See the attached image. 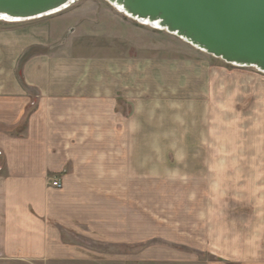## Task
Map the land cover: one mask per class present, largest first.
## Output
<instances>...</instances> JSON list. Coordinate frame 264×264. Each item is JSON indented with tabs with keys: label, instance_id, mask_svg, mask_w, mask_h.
I'll use <instances>...</instances> for the list:
<instances>
[{
	"label": "rangeland",
	"instance_id": "1",
	"mask_svg": "<svg viewBox=\"0 0 264 264\" xmlns=\"http://www.w3.org/2000/svg\"><path fill=\"white\" fill-rule=\"evenodd\" d=\"M46 19L0 20L2 31L39 27L26 30L23 56L17 60L20 50L13 54L14 81H23L21 67L28 60L64 46L32 42L44 38L47 44ZM103 24L106 44L70 34V51H60L85 61L99 54L110 59L104 79L124 84L118 112L124 111L125 129L130 118L135 121V136L118 139V155L94 154L91 162L93 174L110 182L94 189L124 208L125 244L94 240L93 262L87 264H203L239 252L249 264H264V73L114 13ZM4 44L0 34V59ZM97 140L95 151L116 150L117 139ZM232 239L242 245L239 250L232 249ZM149 249L164 260L139 262ZM117 258L123 260L102 262Z\"/></svg>",
	"mask_w": 264,
	"mask_h": 264
},
{
	"label": "crops",
	"instance_id": "2",
	"mask_svg": "<svg viewBox=\"0 0 264 264\" xmlns=\"http://www.w3.org/2000/svg\"><path fill=\"white\" fill-rule=\"evenodd\" d=\"M110 13L133 24L106 1H80L47 16V44L42 43L44 38L32 42L55 46L65 41L60 48L65 53L72 46L71 36L102 42L107 38L101 31L103 17ZM36 27L0 30L5 42L0 74L9 75L4 80L0 77V264H87L93 262L94 240L107 246L125 244L124 208L119 209L118 201L110 202L100 188L94 189L110 182L102 174H93L91 162L94 154L118 155V139L135 136V121L130 118L125 129L124 111L118 112L124 84L104 79L112 61L100 54L85 61V57L67 56L57 49L28 60L21 67L23 81H14L18 67L13 54L20 50L17 60L23 56L29 44L25 32ZM16 39L19 42L14 44ZM110 138L117 139L116 150L93 149V139L101 143ZM120 152L124 153L123 145ZM108 160V156L103 158ZM53 180L63 188H53ZM235 241L232 249L239 250L242 245ZM142 254L139 262L164 260L156 250ZM228 262L250 261L239 252L232 259L203 264Z\"/></svg>",
	"mask_w": 264,
	"mask_h": 264
},
{
	"label": "water",
	"instance_id": "3",
	"mask_svg": "<svg viewBox=\"0 0 264 264\" xmlns=\"http://www.w3.org/2000/svg\"><path fill=\"white\" fill-rule=\"evenodd\" d=\"M129 19L166 31L224 62L264 73V0H106ZM73 0H0V20L22 22Z\"/></svg>",
	"mask_w": 264,
	"mask_h": 264
},
{
	"label": "built area",
	"instance_id": "4",
	"mask_svg": "<svg viewBox=\"0 0 264 264\" xmlns=\"http://www.w3.org/2000/svg\"><path fill=\"white\" fill-rule=\"evenodd\" d=\"M51 186L53 188H56V189H62L63 188V185L60 181L58 180H53L52 183H51Z\"/></svg>",
	"mask_w": 264,
	"mask_h": 264
},
{
	"label": "bare ground",
	"instance_id": "5",
	"mask_svg": "<svg viewBox=\"0 0 264 264\" xmlns=\"http://www.w3.org/2000/svg\"><path fill=\"white\" fill-rule=\"evenodd\" d=\"M80 1H81V0H73L74 3H72V4L74 5V4H76L77 2H80ZM62 11H64V10H62ZM62 11H59V12L54 13V14H52V15H56V14H58V13H61Z\"/></svg>",
	"mask_w": 264,
	"mask_h": 264
}]
</instances>
